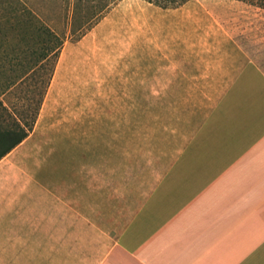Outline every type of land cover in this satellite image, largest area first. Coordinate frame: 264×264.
Wrapping results in <instances>:
<instances>
[{"label":"rangeland","instance_id":"obj_1","mask_svg":"<svg viewBox=\"0 0 264 264\" xmlns=\"http://www.w3.org/2000/svg\"><path fill=\"white\" fill-rule=\"evenodd\" d=\"M18 1L62 46L0 100L20 118L43 93L26 151L80 186L82 215L113 236L242 68L264 73V10L240 1L117 0L90 26L87 6L105 0ZM16 52L25 64L39 56L0 45V56Z\"/></svg>","mask_w":264,"mask_h":264},{"label":"crops","instance_id":"obj_2","mask_svg":"<svg viewBox=\"0 0 264 264\" xmlns=\"http://www.w3.org/2000/svg\"><path fill=\"white\" fill-rule=\"evenodd\" d=\"M30 134L0 159V264H264V73L255 64L114 236L82 215V188L48 155L26 151Z\"/></svg>","mask_w":264,"mask_h":264},{"label":"trees","instance_id":"obj_3","mask_svg":"<svg viewBox=\"0 0 264 264\" xmlns=\"http://www.w3.org/2000/svg\"><path fill=\"white\" fill-rule=\"evenodd\" d=\"M93 0H82L84 6ZM117 0H105L98 5H89L87 9L91 11L89 18L90 26L96 22L101 15L106 12L111 4ZM161 9H175L190 0H144ZM251 6L264 10V0H236ZM0 45L13 43L14 46L22 43H29L30 46L39 50L38 58L27 61L24 57H19L16 52L13 55L4 53L0 56V96L5 92L21 84L28 73L33 70L32 63L38 61H47L50 57H56L61 46L62 38L52 32L48 27L40 23L33 14L26 12L18 0H0ZM9 37V38H8ZM33 57V53H31ZM21 59V60H20ZM35 65V64H34ZM43 93L37 102L36 108L23 112L26 118L22 116L16 118L0 100V159L7 153L11 152L16 146L24 141L32 132L36 122L38 110L42 102ZM7 116L10 121H4L3 117ZM28 117V118H27Z\"/></svg>","mask_w":264,"mask_h":264}]
</instances>
